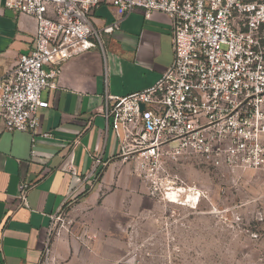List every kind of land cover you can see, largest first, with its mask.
Returning a JSON list of instances; mask_svg holds the SVG:
<instances>
[{
  "label": "built area",
  "instance_id": "2783aa9c",
  "mask_svg": "<svg viewBox=\"0 0 264 264\" xmlns=\"http://www.w3.org/2000/svg\"><path fill=\"white\" fill-rule=\"evenodd\" d=\"M102 2L120 18L140 9L146 17L161 11L172 20V65L148 89L109 95L104 114L119 138V156L136 163L151 195L181 196V188L160 182L166 164L180 160L264 168V0H5L3 7L37 22L33 50L20 56L9 77H0L6 130L31 132L33 141L40 134L38 109L49 107L42 92L58 87L60 69L46 67L97 45L92 15ZM27 192L21 184L24 202ZM65 206L53 216L40 264Z\"/></svg>",
  "mask_w": 264,
  "mask_h": 264
},
{
  "label": "crops",
  "instance_id": "0c3cea01",
  "mask_svg": "<svg viewBox=\"0 0 264 264\" xmlns=\"http://www.w3.org/2000/svg\"><path fill=\"white\" fill-rule=\"evenodd\" d=\"M0 0V77L35 47L37 22L3 7ZM97 45L59 69L58 87L42 92L39 133L6 130L0 116V264H40L53 216L74 200L80 205L72 232L54 243L68 264H141L131 251V222L155 201L136 163L119 156V138L108 126V96H127L154 86L172 65V20L140 9L120 18L108 2L92 15ZM120 21L112 33L104 28ZM264 33V27L262 28ZM97 160L100 162L97 165ZM28 185L27 199L20 197ZM52 245V242H50Z\"/></svg>",
  "mask_w": 264,
  "mask_h": 264
},
{
  "label": "rangeland",
  "instance_id": "374dc122",
  "mask_svg": "<svg viewBox=\"0 0 264 264\" xmlns=\"http://www.w3.org/2000/svg\"><path fill=\"white\" fill-rule=\"evenodd\" d=\"M161 185L181 188L175 202L163 195L139 219L133 214L131 251L141 264H264V168H214L187 159L166 164ZM80 205L70 200L55 221L44 264H68L54 243L72 232Z\"/></svg>",
  "mask_w": 264,
  "mask_h": 264
},
{
  "label": "bare ground",
  "instance_id": "6f19581e",
  "mask_svg": "<svg viewBox=\"0 0 264 264\" xmlns=\"http://www.w3.org/2000/svg\"><path fill=\"white\" fill-rule=\"evenodd\" d=\"M177 196H178V194L176 191H173L169 194V197L171 198V201H173V202H175L177 200V198H176Z\"/></svg>",
  "mask_w": 264,
  "mask_h": 264
},
{
  "label": "water",
  "instance_id": "95a60500",
  "mask_svg": "<svg viewBox=\"0 0 264 264\" xmlns=\"http://www.w3.org/2000/svg\"><path fill=\"white\" fill-rule=\"evenodd\" d=\"M141 109H142V110L145 109V105H144V104L141 105Z\"/></svg>",
  "mask_w": 264,
  "mask_h": 264
}]
</instances>
